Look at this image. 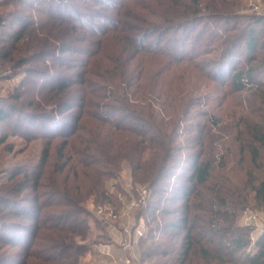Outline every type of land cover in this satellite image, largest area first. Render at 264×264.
Returning a JSON list of instances; mask_svg holds the SVG:
<instances>
[{
    "label": "trees",
    "instance_id": "trees-1",
    "mask_svg": "<svg viewBox=\"0 0 264 264\" xmlns=\"http://www.w3.org/2000/svg\"><path fill=\"white\" fill-rule=\"evenodd\" d=\"M29 1L0 0V7L12 6L9 10L12 17L1 16L0 19V27H4L0 30V61H12V54L19 50V42L35 27V17H27L22 8L28 4L38 11L40 28L50 27V30L48 37L40 42V48L38 42L33 41L34 51L29 49L32 52L19 60L18 65H25L38 52L40 58H49L57 70L51 66L47 68V76L52 80L40 85V116L50 120L49 123L40 122L41 133L47 137L40 167L32 174L25 169L14 171L0 184V252L3 251V261L11 259L5 254L9 248L20 246L25 251L24 257L27 256L20 263L27 264L28 257L36 255L31 247L40 237V256L36 255L40 264L50 261L53 264H79L83 246L76 238H85L89 215L83 202L94 195L97 203L116 205L113 195L105 189V180L114 175L123 160H129L135 174L149 189L147 205L141 210L148 226L140 241L144 261L150 264H264V230L252 242L253 228L240 222L249 201L248 189L264 209L262 31L254 26L235 34H230V28L221 34L213 30L212 38L220 41L223 48L215 59L205 63L211 71L207 76L218 85H225L229 79L235 91H253L251 95L256 99L252 103V106L257 104L256 112L252 111L254 119L237 118L232 139L238 143L236 150L240 154L250 155L252 169L263 170V177L255 182L250 169L247 180L236 184L225 170L213 174L217 157L221 160L236 152L232 148L234 142L223 135L220 119L214 114L207 116L205 123L181 128L178 121L186 118L169 115L173 112L168 109L171 106L159 104V112L150 106L149 112L143 114L130 103L142 96L139 90H131L136 84L134 74L137 72L138 77L158 75L159 68L154 73L151 69L156 66L157 58L153 56L156 49L172 64L169 68L172 69L187 57L184 52L190 37L183 33L192 30H186L188 27L206 22L205 28L209 23V29L214 24L221 31L228 25L229 20L222 22L228 15L221 9V3L210 6L209 2L200 0H153L160 8L156 12L151 0H134L131 5H125L131 0H40L39 7ZM205 10L209 12H203ZM143 11L153 13L158 20L143 17ZM250 18L256 23L262 19L258 16ZM16 25L18 28L11 30ZM181 30L184 32L180 36ZM205 31L207 28L198 32L197 38ZM126 32H129L127 40L135 46L138 58L144 54L148 59L144 65L138 63L139 59L128 64V59L116 56V63L124 67L117 69L115 74L121 79L119 83L108 75L107 70H111L106 60L99 64L83 61L82 57L93 59L101 55L109 39L116 34L124 37ZM154 35L156 45L148 47L144 42ZM240 39L246 53L247 66L243 67L236 61ZM163 40L166 43L159 47ZM200 55L203 52H191L187 60L195 62V68L201 71V62H196ZM95 77L105 80L113 89L110 96L101 94L106 86L98 87L92 80ZM26 79L27 73L21 87ZM152 93L156 94V91ZM25 94V90L14 94L13 98L19 104L0 100V123L13 121L16 111L22 113L21 118L15 117L18 121L31 119L32 112L22 106ZM159 94L161 97L164 92ZM166 94L176 98L182 92L175 88L167 90ZM95 97H109L111 101L99 104L93 101ZM190 101L189 98L186 104ZM28 104L37 106L38 103L31 99ZM83 117L92 122L81 124ZM192 118L194 116L187 120ZM57 137L64 139L58 148V162H55L53 172H66V175L57 178L53 173L43 181L49 147ZM70 137L74 138L70 140ZM6 139V133L0 134V146ZM211 151L217 153L212 156ZM61 160L62 164H58ZM71 172L72 179L69 178Z\"/></svg>",
    "mask_w": 264,
    "mask_h": 264
},
{
    "label": "rangeland",
    "instance_id": "rangeland-1",
    "mask_svg": "<svg viewBox=\"0 0 264 264\" xmlns=\"http://www.w3.org/2000/svg\"><path fill=\"white\" fill-rule=\"evenodd\" d=\"M121 1V0H120ZM140 1V0H139ZM162 2L166 0H160ZM203 2H209L210 6L214 5L215 3H221V9L224 10L225 14L228 16H225L223 18V23L227 22L229 20V23L227 26L223 27L221 31H219L216 27V25L211 24V28L209 29V23L207 28V31L203 32L201 38H197L196 34L200 32L202 29L205 28V23H199L196 25H192L191 27H188L186 30H191L187 33H183V35L188 36L189 40H187V49L184 52L185 56H189L191 52L196 53L201 51L203 52V55H200L199 58H197L196 62H201L199 65L202 67V70L200 71L199 68H195V62L191 63L188 62L187 57L183 59L181 64H175L173 65L172 69L171 65L169 64L168 60L163 57L161 54L157 53L159 49H156L154 51L153 56L157 58V62L154 64L156 66L151 67L152 72L154 73L155 70L159 68L158 75L153 77H138L139 74L136 72L134 76H136L133 81H135L136 84L131 88V90H139V94L142 96L138 97L137 99H133L130 103L132 104L133 108L138 107L142 113H148L151 108L154 109V111H158L157 107H159V104H166L167 106H171L168 109L173 110V112H170L169 115L171 116H180L186 118L185 121H182L179 119L178 124L182 128L183 126L192 125L196 123H205L207 120V116L214 114L217 118L220 119V127H222V133L223 135H227L229 138L228 140L233 141V135L236 132L235 128V122L237 121V118L241 119H248L252 120L254 119V114L252 111L256 112L257 110V104L252 106V103L256 100L252 97L253 91H235L231 85V81L228 79L227 83L225 85H218L216 81L212 80L211 77L207 76L211 71L210 69L205 67V63L208 60L215 59L222 50L221 42L215 41L212 37L213 30H216L218 34H221L222 32H226V28H230V34H235L236 32L241 31L243 28L247 30V28L253 27L256 30H261L262 35H264V0H200ZM34 6L39 7L40 6V0H30ZM116 2V1H115ZM152 9L157 10L160 9L158 2L151 0ZM126 2L124 1L123 4ZM134 3V0H131L127 2L125 5H131ZM30 4V3H29ZM53 4V3H52ZM55 6V4H53ZM20 7V5H19ZM12 8V6L7 7H0V19L1 16L4 17H12L11 12L9 11ZM18 8V7H17ZM23 10L25 11L26 16H33L35 17V27L27 33V38L22 39L19 44V50L15 51L12 54L11 60L7 61L6 63H2L0 61V100L4 99L8 102L18 103L13 96L14 94L18 93L19 91L25 90L26 94L24 95L25 103H23V107L25 109H29L31 114V119H20L19 121L15 119L17 116H21L22 113H19V111L14 112V119L11 122H1L0 123V134L6 133L7 139L5 143H3L0 146V184L7 181V178L10 174H12L14 171L25 169L29 173L35 172V170L40 167L41 162V156L43 154V150L47 145V137H44L40 130V122H50L49 119H44V117L40 116V85L44 84L47 80H52V77L47 76V68L56 69V66L50 62L49 58L42 59L40 58V54L38 52H35L33 59H29V62L25 65H18L19 60L23 59L27 54L29 55L32 51L29 52V49L33 50L31 47V44L34 40L38 42V46L40 48V42L44 37H48V30H50V27H41L40 28V18L38 15V11L33 10L28 4L23 6ZM203 12H209L207 10ZM142 16L149 19L150 21L158 20V17L153 15V13H148L143 11ZM29 14V15H28ZM250 16L262 17L260 19L261 21L259 23H256L257 21L250 18ZM227 20V21H226ZM7 22V21H6ZM103 24V23H102ZM101 24V25H102ZM7 26V25H6ZM106 26V25H105ZM108 26V25H107ZM6 28V27H5ZM18 28V26H14V30ZM4 29V27H0V30ZM10 29H8L9 31ZM185 30V29H184ZM184 32L181 30L178 35L181 36V33ZM127 34L129 35V32L124 33V37L121 35V37H118L119 35L116 34V37H112L108 40L107 47H105V50L101 55L96 56L95 58H87L82 57L83 61L91 60L95 64L104 63L105 60L108 62V67L111 71H108V75L110 78H112V81L120 82V78L116 77L117 75V69H123L116 63V56L117 58H121L122 60L128 59V64H131L130 62H140L143 63L141 65H144L146 63L148 57L144 54L140 55L139 58L138 54H136V48L133 45H130L127 40ZM4 36V35H2ZM155 38L154 36L148 37L146 41L144 42L148 47L155 46L156 42L153 40ZM196 41V42H195ZM166 42L163 40L161 43H159V47L163 46ZM244 42L242 39H240V43L236 48L237 51V63L239 67L247 66L245 59V49L243 47ZM192 46V47H191ZM37 48V49H39ZM35 49V50H37ZM34 51V50H33ZM151 55V54H150ZM135 56V59L131 60ZM143 56V57H142ZM99 58V59H98ZM109 60V61H108ZM114 60V61H113ZM131 60V61H130ZM17 62V63H15ZM14 63V64H13ZM153 64V65H154ZM56 65V64H55ZM49 66V67H47ZM29 70H32V73H29ZM50 70V69H49ZM204 70V71H203ZM163 71V72H162ZM165 71V72H164ZM27 73L28 79H26L25 84L22 85V80L25 77V74ZM151 73V72H150ZM51 74V73H49ZM113 75V76H111ZM264 79V75H261ZM94 82L98 84V87L100 86L101 89L105 87V89L102 90L103 96H110V93L113 91L109 86L106 85L104 81H100L98 78L92 79ZM125 85V84H123ZM175 88H180L182 94L181 96H178L176 98L173 97L172 94L170 96L166 94L167 90L168 92L170 90H173ZM156 91V94H153L152 92ZM160 91L164 92V95L159 96ZM185 93V94H184ZM157 96V97H156ZM190 98V100H193V104H186L187 100ZM35 100L38 104L37 106L28 104L30 100ZM93 101L99 104H103L104 102H109L111 99L109 97L100 98L97 97L93 98ZM258 101V99H257ZM1 103V102H0ZM188 105V107H187ZM178 107V108H176ZM187 107V108H186ZM99 110L100 107L98 108ZM97 110V109H96ZM194 116V118L187 120V118H190ZM24 117V116H23ZM29 117V118H30ZM182 117V118H183ZM21 118V117H20ZM67 119V118H66ZM68 121H72V119H67ZM84 121H87V123L90 124V121L92 122V119L82 118L80 123L82 124ZM215 134H217V131H213ZM87 134L85 133V137ZM74 137H70V140H72ZM64 138L63 137H57L52 141L50 149V155L49 160L44 168V176L43 181L46 180V177L49 175H52L54 172V164L57 161L58 162V148ZM232 148L236 151L231 150L233 155H227L221 160L219 157L215 159L214 161V168H213V174L216 175L220 173L221 171H227L233 179V181L236 184L243 183L247 180L248 171L251 169L253 172V176L255 179V182H257L259 179L263 177V170L253 168L250 163V155L244 153L240 154L239 151H237L238 143L233 141ZM211 155L217 153V151H211ZM149 152L145 154V158H147L146 155H148ZM241 157V159H240ZM63 160L59 161L58 164H62ZM79 166V165H78ZM40 170V168H39ZM67 170V169H66ZM66 175L65 173H54L53 176H56L57 178L64 177ZM132 177L134 182L137 184L146 185V183L140 181L137 174H135V171L133 170V166L129 160H123L119 167L115 169L114 175L112 177H108L105 180V189L109 192L111 184H115L114 182H118L115 185L114 192L112 193L113 198L115 199V202L117 203L115 205L116 209L120 208V199H119V193H124V186H122V182H125V178ZM70 179L73 178V173L70 174ZM117 180V181H116ZM38 191L40 192V184L38 186ZM249 195V201L246 206V208H250L254 212L258 213L263 219L261 222L256 224H245L243 220V216L241 217V224L244 226H248L252 229V242H254L258 236L261 234V232L264 230V209L261 208L256 201L252 198L253 192L248 189ZM31 193V191H29ZM40 196V193H39ZM124 196V194H123ZM99 203H97V200L94 195L89 196L84 202L83 207L89 215L87 216V222H88V228H87V234L84 239L77 237L76 241L79 242L83 246V253L80 257L79 264H104L107 257L102 255L100 253V250L104 249V245H107L111 241L110 231L107 225L102 222L93 212L95 206H97ZM243 215V214H242ZM84 216V215H82ZM86 216V215H85ZM143 216V218H141ZM141 221L144 224V227L147 232V222L146 218L144 216L143 211H139V213L134 216L130 220V223H136ZM32 224V223H30ZM32 228V227H31ZM40 233V232H39ZM28 234V233H27ZM29 235V234H28ZM141 241V240H140ZM20 246H16L14 248H9L6 255H8L11 259H8L6 262H4L3 258H1V255L3 251L0 252V264H21L24 259L26 260L27 256L24 257L25 251ZM36 252V255L40 256V237L35 239L34 245L31 247V251ZM137 250L141 255L140 251V242L137 246ZM35 254L33 256L28 257L27 264H40V258H38ZM142 257V256H141ZM147 264H150L149 261H145ZM43 263V262H42ZM54 263V262H53ZM52 261L46 262V264H53Z\"/></svg>",
    "mask_w": 264,
    "mask_h": 264
},
{
    "label": "built area",
    "instance_id": "built-area-1",
    "mask_svg": "<svg viewBox=\"0 0 264 264\" xmlns=\"http://www.w3.org/2000/svg\"><path fill=\"white\" fill-rule=\"evenodd\" d=\"M114 183L109 189L111 194L118 182ZM121 183L125 192H118L119 209L112 203H99L93 210L94 214L107 225L111 236L110 243L104 245L100 253L107 257L104 264H147L137 250L146 229L141 221L132 224L130 220L146 207L149 189L145 185L135 183L132 177L125 178V182ZM242 216L245 224L258 225L263 219L250 208H247Z\"/></svg>",
    "mask_w": 264,
    "mask_h": 264
}]
</instances>
